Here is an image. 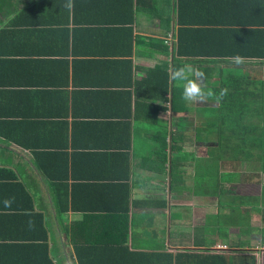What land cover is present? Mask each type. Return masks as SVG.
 I'll list each match as a JSON object with an SVG mask.
<instances>
[{"label":"crops","instance_id":"1","mask_svg":"<svg viewBox=\"0 0 264 264\" xmlns=\"http://www.w3.org/2000/svg\"><path fill=\"white\" fill-rule=\"evenodd\" d=\"M129 1L124 8V0H73L67 13L49 1L14 0L0 11V114L17 113L0 125H40L26 132L35 131L46 150L61 153L56 160L77 161L78 176L69 188L76 206L60 214L56 202L63 192L52 191L33 167L32 154L0 143V159L6 150L36 203L35 214L0 215L6 217L0 220V264H264V197L258 196L264 175L257 177L261 170H254L253 161L241 163L247 179L221 170L224 164L231 169L217 148L225 127L204 122L205 110L217 104L183 102L173 111L174 95L181 93L173 92L174 81L167 102L143 84L151 69L165 67L171 75V68L187 61L205 73L200 83L215 92L225 68H217V61L234 55L177 56L179 13L189 9L180 11L177 0ZM212 1L198 0L201 12L184 16L182 29L215 21ZM233 5L217 1V12H229L223 26H238ZM4 28L10 35L1 34ZM136 85L146 88L138 99ZM146 92L166 110L135 111ZM126 122L129 149L127 137L113 131ZM160 131L167 133L166 147ZM217 174L227 179L218 186ZM11 200L7 208L17 207ZM35 215L44 224L32 222Z\"/></svg>","mask_w":264,"mask_h":264},{"label":"trees","instance_id":"2","mask_svg":"<svg viewBox=\"0 0 264 264\" xmlns=\"http://www.w3.org/2000/svg\"><path fill=\"white\" fill-rule=\"evenodd\" d=\"M14 0H0V11L6 5H12ZM54 3L63 7L65 0H43V3ZM178 9L181 11L183 8H188L187 12L183 15L179 13L180 17L178 22V34L176 55H210V56H223L225 54L242 57V63L236 64L233 61H217V68L225 67L222 69L221 85H217L215 93L218 95L221 90H226V94L219 101L209 99L211 102L217 104L216 107H208L205 110L206 117L209 121L204 120L209 128L221 129L225 127L224 134L221 135L220 140L217 142V148H220L219 156L223 162L229 163L230 170L226 165H222L223 172H231V176L247 179L248 174L242 171L241 163L245 161H253L255 163V171L261 170L257 177L264 175V0H231L234 5L231 11L234 12L235 17H238L237 27L223 26L225 17L228 15V10L223 8L217 12V1L221 4L229 0H213L211 16L215 17L214 20L205 22L206 27H189L188 30L182 29L185 23L184 16L192 17L198 10V3L195 0H177ZM132 1L124 0L122 5H130ZM210 3V2H209ZM206 5V4H205ZM204 6V5H203ZM202 6V7H203ZM201 7V8H202ZM195 8V9H194ZM66 9V8H65ZM31 15V9H25ZM68 13V9H66ZM222 12V14H221ZM18 14V13H17ZM256 18V19H255ZM21 16L17 17L20 20ZM68 21V15L65 16ZM257 21L260 25H256ZM213 25V26H212ZM221 25V26H220ZM16 29V28H15ZM62 28L60 29V31ZM217 32L220 35L217 36ZM10 35V29L4 28L1 34ZM20 33V31L18 32ZM231 51V52H230ZM175 52V51H174ZM252 61H245V60ZM251 67L252 71H245V68ZM258 69V70H256ZM259 71L261 75H256ZM171 78L167 73L165 67L158 66L149 71L148 77L144 83L157 97H161L163 102H167L166 94L171 93ZM140 88H146L136 85L135 95L138 99ZM177 96L174 95V98ZM135 99V98H134ZM158 99V98H157ZM7 108L10 106V101L5 105ZM127 115L131 116L133 111L132 94L126 99ZM173 111L175 106H172ZM152 110L154 115L158 111H165V107H155L152 104L151 98H148L146 92L143 101H138L135 106V111ZM0 117H10L9 119L0 118L3 120H16L13 117L17 113L0 114ZM26 117L25 115H22ZM204 117V119H206ZM129 118V117H128ZM129 121V119H127ZM6 124L0 125V143L5 145V149L9 148L21 149L23 152L29 151L32 154V164L38 170L39 175L45 179L55 191L56 194L63 192L56 202V207L60 214L68 213L76 206L75 201L70 202V181L76 182L77 161L71 162L67 156H63V160H56V157L61 153L46 150L45 140L36 138V132L33 136L27 133L29 129H40V125H33L29 127L28 124L19 122H4ZM37 126V127H36ZM119 129L121 138L127 137V149L131 147V123H116ZM44 129H47L46 125ZM161 132V131H160ZM163 133V147H166V132ZM3 140V142H2ZM68 144V143H67ZM67 144L65 146H67ZM64 146V147H65ZM3 159H0V203L4 209L0 208V215H6L7 212H15L14 215H29L34 214L36 203L34 201L35 195L31 189L27 188L23 182L20 181V174L18 173L17 166L13 163L11 158H7L6 150L1 149ZM111 162V160H108ZM251 175V174H250ZM230 176V177H231ZM76 184V183H75ZM130 192L127 191L126 196L129 197ZM5 196L13 199L17 207L7 208L4 201L7 200ZM29 202L31 207H21V203ZM35 207V208H34ZM6 208V209H5ZM6 212L2 213V210ZM32 222L37 224L41 220L44 224L42 216H31ZM0 220H6L5 216L0 217ZM31 240H40L38 236H33Z\"/></svg>","mask_w":264,"mask_h":264},{"label":"clouds","instance_id":"3","mask_svg":"<svg viewBox=\"0 0 264 264\" xmlns=\"http://www.w3.org/2000/svg\"><path fill=\"white\" fill-rule=\"evenodd\" d=\"M63 7L71 10L74 8L73 0H65ZM234 63H242V57L233 56L230 58ZM170 78L176 82L177 87L181 91V99L186 103L203 102L208 99H215L219 101L226 94V90H221L217 95L212 89L207 88L206 85H202L200 81L205 79V73L192 64H184L182 66L173 67L170 70ZM244 163V162H243ZM11 199L4 201L5 206H10Z\"/></svg>","mask_w":264,"mask_h":264},{"label":"rangeland","instance_id":"4","mask_svg":"<svg viewBox=\"0 0 264 264\" xmlns=\"http://www.w3.org/2000/svg\"><path fill=\"white\" fill-rule=\"evenodd\" d=\"M185 63L187 62V61H184ZM183 62V63H184ZM184 63V64H185ZM183 64V65H184ZM245 71H247V72H249V71H251V67H247V68H245ZM222 75H224V74H221L220 72H219V74H217V85H219V86H222L221 85V79H222ZM256 75H261L259 72L258 73H256ZM174 85H177L176 84V82H174ZM215 88H217V86L215 87ZM176 89H178V87H174V91L173 92H177L176 91ZM181 92V91H180ZM184 101L181 99V93L178 95V96H176L175 98H174V104H173V106H176L178 103H183ZM242 169V171L244 172L245 170H247L245 167H243V168H241ZM260 171V170H259ZM261 172V171H260ZM219 180H222L223 182H225L227 179L224 177V176H222V177H219L218 176V174H217V186H218V182H219ZM237 181H240V179H237ZM231 190H232V188H231ZM216 194H219V192H218V190H216ZM259 197H264V188H263V194L262 195H258ZM262 205H264V203L262 202ZM238 220H239V218H236L235 219V221L234 222H238Z\"/></svg>","mask_w":264,"mask_h":264}]
</instances>
